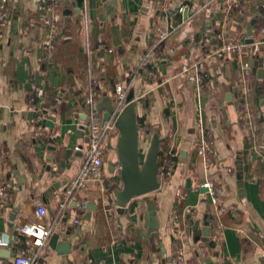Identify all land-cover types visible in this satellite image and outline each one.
I'll use <instances>...</instances> for the list:
<instances>
[{"label":"crops","instance_id":"obj_1","mask_svg":"<svg viewBox=\"0 0 264 264\" xmlns=\"http://www.w3.org/2000/svg\"><path fill=\"white\" fill-rule=\"evenodd\" d=\"M7 9L0 30V192L7 195L0 249L18 254L30 247L9 226L11 216L17 209L20 224L43 203L52 235L72 246L59 254L49 239L43 264H174L178 255L186 264H264V0L237 7L232 0H84L80 13L66 0H8ZM53 28L54 48L46 51ZM160 30L168 33L165 41ZM116 34L122 54L113 45ZM218 34L245 43L243 55L212 56ZM196 63L203 64L200 86L193 70L182 71ZM119 85L135 95L142 156L160 133L161 151L175 154L174 169L158 191L121 210L120 165L110 172L117 162L111 148L103 181L77 196L87 205L77 223L74 204L63 214L59 205L85 158L86 97L93 90L100 101L113 99ZM203 133L214 144L205 159L197 156ZM147 197L157 206L153 236L144 227Z\"/></svg>","mask_w":264,"mask_h":264},{"label":"built area","instance_id":"obj_2","mask_svg":"<svg viewBox=\"0 0 264 264\" xmlns=\"http://www.w3.org/2000/svg\"><path fill=\"white\" fill-rule=\"evenodd\" d=\"M163 0H155L160 5ZM246 0H232V6H240L245 3ZM8 0H0V30L6 26L9 18V12L7 9ZM232 8V7H231ZM183 10V9H182ZM56 37V29H51L46 37L45 49L50 51L54 48L53 41ZM159 37L161 41H165L168 37V33L165 30L159 31ZM217 40L221 42V45L212 54L217 58L241 56L245 52L246 45L243 42H229L225 39L223 34L217 35ZM210 42L209 39L204 41L205 46ZM261 49V43H256L254 46V53H258ZM210 56V55H208ZM146 62V61H145ZM146 63L141 66V69H145L149 75H152L150 68H145ZM145 66V67H144ZM203 64L196 63L191 66H184L182 71L189 72L193 70L197 83L200 86L203 83V77L200 73ZM244 70L248 73L251 70L249 64H245ZM127 95L128 90L124 86L119 85L116 88V94L113 98L116 107V113H120L127 106ZM101 99L100 93L96 91H89L86 101L90 107L88 135L86 143L85 158L78 173L77 177L72 179L67 185L62 197L60 198L59 211L60 214L74 204L75 208L79 212V219L77 223L81 222V219L85 216L86 203L78 200L77 196L81 191L87 189L90 183L98 182L101 183L104 179V169L108 152L111 148L116 149L117 141L119 138V131L116 126L117 116L113 114L110 119H105L103 115L95 111L93 107L99 103ZM240 100V99H239ZM240 103V102H239ZM36 109V108H34ZM115 144L113 146V143ZM213 142L203 137L201 143L197 149V156L201 158H208L213 153ZM175 154L164 153V157L161 159L162 165L159 166V178L160 181H165L172 174L174 169ZM205 187L208 188L210 195L216 202V190L214 184L211 181H207ZM5 191L0 192V209H4L7 205ZM15 232L29 243L30 247L22 250L18 253V257L13 259L12 264H43L41 257L43 250L48 245V241L52 236L53 227L48 221V210L43 203H38L35 208L34 215L25 220L24 222L15 225ZM222 226H218L220 231ZM10 247H14L12 242H6ZM91 263V261H90ZM174 264H186L182 255H178L174 259Z\"/></svg>","mask_w":264,"mask_h":264},{"label":"water","instance_id":"obj_3","mask_svg":"<svg viewBox=\"0 0 264 264\" xmlns=\"http://www.w3.org/2000/svg\"><path fill=\"white\" fill-rule=\"evenodd\" d=\"M68 4H74L77 7V13H80L84 4V0H66ZM188 12H185V16ZM113 45L118 48L119 54L124 52L121 41L117 39V34L113 41ZM261 73V71H260ZM127 106L122 112L116 113L114 100L105 96L93 109L95 111H104V118L110 119L113 114L117 116L116 126L119 131V138L116 145L117 162H110V172L113 173L116 164L120 165V177L122 180V188L115 192V201L117 206L123 210L127 204L134 198L148 196L161 188L159 178V158L161 155V145L164 139L160 133H155L150 140L146 155L143 157L140 146V128L137 114V104L135 95L130 92L127 97ZM90 109V107H89ZM52 121H54L52 119ZM237 179L243 185L244 167L242 159L239 160L237 167ZM53 192V189L51 190ZM241 196H244V190H241ZM148 214L144 219V227L148 234L153 236L159 230V222L157 219V206L147 197ZM88 209L94 210V207L88 205ZM19 211L16 209L11 216L9 226L14 229L15 220ZM194 224V223H193ZM196 229V228H195ZM203 235L208 237L211 233L210 227H206ZM17 234V232H16ZM59 235L53 234L49 241V247L57 250L59 254H70L72 246L70 243L58 242ZM19 255L13 251L4 248L0 249V258L4 260L14 259Z\"/></svg>","mask_w":264,"mask_h":264},{"label":"trees","instance_id":"obj_4","mask_svg":"<svg viewBox=\"0 0 264 264\" xmlns=\"http://www.w3.org/2000/svg\"><path fill=\"white\" fill-rule=\"evenodd\" d=\"M164 157V153L163 152H161V155H160V158H159V166H161L162 165V161H161V159ZM23 241L25 242L26 241V239L24 238L23 239ZM21 248H26V246H22Z\"/></svg>","mask_w":264,"mask_h":264}]
</instances>
